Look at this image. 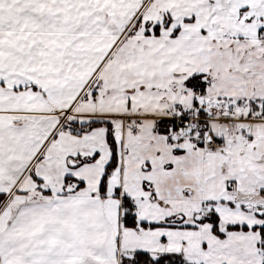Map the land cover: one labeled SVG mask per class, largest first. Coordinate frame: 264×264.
<instances>
[{
	"label": "snow or ice",
	"instance_id": "obj_1",
	"mask_svg": "<svg viewBox=\"0 0 264 264\" xmlns=\"http://www.w3.org/2000/svg\"><path fill=\"white\" fill-rule=\"evenodd\" d=\"M0 264H264V0H0Z\"/></svg>",
	"mask_w": 264,
	"mask_h": 264
}]
</instances>
